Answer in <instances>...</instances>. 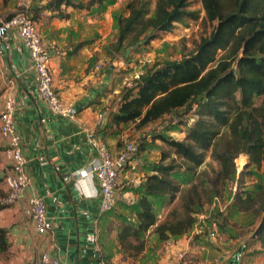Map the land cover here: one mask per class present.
Masks as SVG:
<instances>
[{"label":"trees","instance_id":"obj_1","mask_svg":"<svg viewBox=\"0 0 264 264\" xmlns=\"http://www.w3.org/2000/svg\"><path fill=\"white\" fill-rule=\"evenodd\" d=\"M103 1L91 0L86 5L81 0H50L46 8L58 11L56 16L60 18H67L69 15L62 12L63 5L89 9ZM201 3L206 18L214 24L209 35L202 37L194 49L180 58L150 63L134 87H123L108 125L113 128L134 124L137 130L155 129L157 122L175 111L193 112L195 118L183 139L167 135V131H158L153 139L168 144L188 169L201 166L210 152L219 165L214 181L217 185L220 181H234L238 173L236 160L242 154L248 160L238 179H243L247 168L253 167L255 173L264 164V0H201ZM191 5L192 0H128L123 12L115 17V48H124L128 55L131 48L149 44L158 33L171 31L176 23L198 19L200 12ZM33 18L39 20V14L34 13ZM81 48L78 44L70 52ZM139 152L140 148L131 167L139 163H135ZM165 158L166 155L157 162L145 164L149 173L132 188L137 193L133 203L119 202L110 211L100 214L101 226L106 224L108 214L120 220L117 244L106 243L98 237L108 264H112L110 259L117 245L124 259L141 257L142 262L156 255L158 248V245L154 248L147 245L145 234L148 231L161 243L183 236L202 221L199 214L202 204L208 200L200 197L197 186L182 193L173 175L180 165L175 159L164 163ZM5 193L0 188V197ZM166 195L170 202L179 196L182 208L170 210L166 218L159 221L154 200L161 201ZM218 197L217 188L212 189L211 202ZM233 205L246 212V225L259 219L253 237L260 241L261 247L253 254L264 256V184L236 192ZM218 211L207 216L206 227L212 228L215 224L227 232L231 213L221 210L223 213L218 218ZM127 212L134 217H128ZM212 214L214 218L210 220ZM9 246L8 230L0 227V252L6 253Z\"/></svg>","mask_w":264,"mask_h":264},{"label":"crops","instance_id":"obj_2","mask_svg":"<svg viewBox=\"0 0 264 264\" xmlns=\"http://www.w3.org/2000/svg\"><path fill=\"white\" fill-rule=\"evenodd\" d=\"M40 13L37 22L43 43L51 53L54 87L65 103L77 108L78 114L75 119L58 115L40 97L29 50L18 28H10L7 38L0 41V112L7 97L13 96L16 102L15 131L21 138L25 171L31 183L23 203L0 208V227L7 228L10 244L6 253L0 252V264H41L44 253L57 258L59 264H103L102 248L95 238L97 225L102 224L100 196L95 194L97 183L89 181L90 191L94 193L89 196L80 193L75 181L80 170L99 158L90 134L101 137L114 152L122 148L125 125L111 128L108 122L111 111L117 106V103L115 107L110 106V97L115 95L117 101L119 99L125 62L120 60L114 65H104L98 71L96 64L102 61L96 62L92 53L87 54L88 51L82 48L70 52L72 34L68 19L53 15L51 11ZM7 16L0 14L2 19ZM3 148L0 137V188L6 191L7 163ZM138 161L136 158L135 163ZM131 166L121 174L116 189L117 205L119 202L131 204L135 199L132 188L137 184L132 183L139 173ZM32 196L41 197L45 202L52 223V229L47 232H37L25 213ZM130 196L134 199L129 200ZM227 212L231 213L227 222L229 231H222L214 224L212 229L217 234L211 238L206 229L197 233L194 226L183 236L167 240L173 242L171 245L163 242L164 247L158 248L150 259L141 262L139 257L136 264H244L246 259L252 264H264L263 255L253 254L261 247L260 241L253 237L259 219L246 225V212L234 205L224 213ZM204 216L201 212L199 219L206 225L207 217ZM179 252L184 253L183 258L179 257ZM5 254L4 263L1 259ZM110 261L112 264H130L123 258L118 245L114 247Z\"/></svg>","mask_w":264,"mask_h":264},{"label":"rangeland","instance_id":"obj_3","mask_svg":"<svg viewBox=\"0 0 264 264\" xmlns=\"http://www.w3.org/2000/svg\"><path fill=\"white\" fill-rule=\"evenodd\" d=\"M49 1L50 0H0V14L2 17H5L6 15H13L20 11H29L32 14H39L40 17L41 11L42 13H44V11L47 13L51 11L53 15H56L58 11H52L50 8H46V4ZM81 1L87 5L91 0ZM127 1L128 0H104L101 3L96 2L89 9H78L63 5L62 12L69 15V18L66 19H68L69 23L67 22V24L72 34L69 47L74 48L78 44H81L82 49L88 51L86 52L87 54L92 53V55L96 57V62L102 61L103 66L114 65V63L120 60L124 61L125 64H131L144 57L150 58L152 60L151 63H154L169 58H180L183 53H187L194 49L202 37L208 36L214 26V24L209 22L206 18L201 0H192L191 8L197 9L200 12L198 19H189L184 23H176V26L171 31H162L158 33V37L150 41L149 44L140 45L135 49L131 48L130 54L126 55L124 48L118 50L115 48L117 40L115 17L123 12ZM53 15H49V17L52 18L54 17ZM114 96L110 97V106L112 107H115L117 103V98ZM193 118H195L193 112L184 114L183 111L179 110L171 115L165 116L160 123H156L154 125L155 129L144 127L141 130H137L134 124L126 125L123 128L124 131L122 130L124 139L121 140L122 142L120 145L123 147L126 141L136 140L140 146L141 152L138 154L140 162L136 165V172L139 174L133 178L134 183L132 184H137L133 186L134 188L138 186L142 178L149 173L145 167L146 165L161 160L165 155L166 158L164 163H169L171 160L175 159L176 163L180 166L175 168L173 175L182 193H187L189 189L197 186L200 197L202 196L204 201L208 200V202L206 201L201 207V212H204L207 217L211 214V211L214 214L220 209L225 211L230 208L235 200L236 192L251 189L253 185L255 187L258 183L264 184V176H262L264 164L260 170L255 173L252 172L253 167L247 168V172L244 174L243 179H238L239 172L245 167V165L243 167L239 166L240 160L243 159L245 164L247 162V156L242 154L236 160L238 173L234 181L229 180L225 183L220 181L217 185L214 184V181L219 165L211 158L210 152H207L205 162L201 166L188 169L187 165H183L181 158L174 153L173 149L168 144L159 139L154 140L153 136L157 134L158 131H167V135L177 139H183ZM251 173H253V175ZM214 188H217L219 197L211 202L210 193ZM132 191H134L136 198V191ZM130 199H134V197L130 196L129 200ZM161 201L154 200L155 211L159 221L164 220L170 210L174 208L181 209L183 204L179 196L174 202H170L167 195L163 197ZM221 210L218 211V218L221 216L220 214L223 213ZM126 214L128 217H134L133 213L130 214L127 212ZM213 214L209 217L210 220L214 218ZM105 221L106 224L103 226L98 223L97 235L101 241L114 243L120 220L116 219L114 214H108ZM145 238L148 246L151 245L153 248L156 245H158V248L164 247V243L157 241V236L150 231L145 234ZM2 257L3 259L1 260L5 263L6 254L2 255ZM127 260L130 264H136L137 261L136 258L131 257H128ZM244 264H252V261L246 259Z\"/></svg>","mask_w":264,"mask_h":264},{"label":"built area","instance_id":"obj_4","mask_svg":"<svg viewBox=\"0 0 264 264\" xmlns=\"http://www.w3.org/2000/svg\"><path fill=\"white\" fill-rule=\"evenodd\" d=\"M17 27L20 37L29 50L33 68L37 74L38 93L47 102L50 109L63 117L75 119L78 114L77 108L71 103H65L54 87L51 71V53L43 43L38 22L29 11H20L8 19L0 18V41L7 38L10 28ZM152 62L148 57L140 58L137 62L125 64L121 85L134 87L146 73L147 66ZM103 63L96 64L99 71ZM16 102L13 96H8L4 109L0 112V137L4 142L3 157L7 163L4 183L6 193L0 197V205L7 206L23 203L26 190L31 183L29 175L25 171L26 158L22 152L21 138L15 131ZM99 158L87 168L79 171L75 185L82 194L94 195L89 188V181L96 182L97 192L100 196V214L110 211L116 204V189L119 185L121 174L128 165L133 164L134 156L139 151V143L136 140L126 141L118 151H112L107 143L99 136L89 135ZM87 189V191H86ZM25 213L31 218L37 232H47L52 229V223L47 216L46 205L41 197L32 196L28 199ZM207 230L208 236L216 237V230L206 227L203 222L195 226L197 233ZM98 238V235L95 236ZM172 241H167L171 245ZM183 258L184 253L179 252ZM103 264H108L105 259ZM41 264H59L57 258L44 253Z\"/></svg>","mask_w":264,"mask_h":264},{"label":"bare ground","instance_id":"obj_5","mask_svg":"<svg viewBox=\"0 0 264 264\" xmlns=\"http://www.w3.org/2000/svg\"><path fill=\"white\" fill-rule=\"evenodd\" d=\"M240 165L239 166H241V167H243L244 165H245V162H244V160L242 159V160H240Z\"/></svg>","mask_w":264,"mask_h":264}]
</instances>
